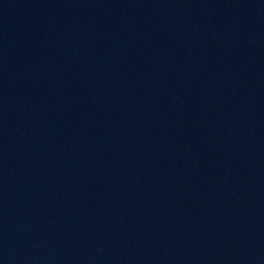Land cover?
<instances>
[{
	"label": "water",
	"instance_id": "1",
	"mask_svg": "<svg viewBox=\"0 0 264 264\" xmlns=\"http://www.w3.org/2000/svg\"><path fill=\"white\" fill-rule=\"evenodd\" d=\"M0 264H264V0H0Z\"/></svg>",
	"mask_w": 264,
	"mask_h": 264
}]
</instances>
